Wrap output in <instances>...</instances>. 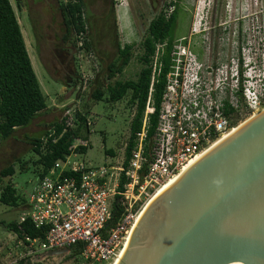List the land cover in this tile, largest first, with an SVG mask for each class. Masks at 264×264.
I'll return each mask as SVG.
<instances>
[{
	"label": "built area",
	"instance_id": "1",
	"mask_svg": "<svg viewBox=\"0 0 264 264\" xmlns=\"http://www.w3.org/2000/svg\"><path fill=\"white\" fill-rule=\"evenodd\" d=\"M186 41L184 36L174 39L170 48L155 131L147 140L148 116L154 111L151 92L162 71L166 42L155 46L141 129L126 164L124 156L100 164L84 160L81 148L90 145L95 116L74 104L62 106L63 130L82 126L81 133L72 136L67 152L46 175L32 181L27 208L17 222L30 218L36 228H44V235L16 237L22 251L8 264L21 258L35 261L46 251L69 250L76 243L81 244L83 264H111L161 185L228 135L244 114L250 117L264 107V48L256 55L249 46L246 58L238 48L234 54L212 59L208 49L209 55L201 57ZM114 204L121 215L108 227Z\"/></svg>",
	"mask_w": 264,
	"mask_h": 264
},
{
	"label": "water",
	"instance_id": "2",
	"mask_svg": "<svg viewBox=\"0 0 264 264\" xmlns=\"http://www.w3.org/2000/svg\"><path fill=\"white\" fill-rule=\"evenodd\" d=\"M149 201L114 264H264V107Z\"/></svg>",
	"mask_w": 264,
	"mask_h": 264
},
{
	"label": "rangeland",
	"instance_id": "3",
	"mask_svg": "<svg viewBox=\"0 0 264 264\" xmlns=\"http://www.w3.org/2000/svg\"><path fill=\"white\" fill-rule=\"evenodd\" d=\"M169 1L166 0L165 4ZM110 2L111 0H107L103 5L108 7V4H111ZM113 2L115 3L114 8L120 43L121 45L132 44L133 49L129 63L122 72L117 73L114 78L110 79V82H113L114 79H135L142 67V64L137 60L141 53L140 41L145 34L144 30L146 31L149 20L157 11L158 5L151 7L148 0H113ZM91 5L89 7H92L93 13L98 15L100 3ZM179 5L175 37L185 36L187 44L199 56L203 57L210 54L212 59L224 58L236 53L238 48L245 55L249 51V46L255 50L256 55L262 52V48H264L262 45L264 42V0H182ZM165 9H167V12L169 11L166 6ZM16 16L32 67L40 87L46 95L47 104L50 106L52 102H66V104H69L76 100L77 91L72 93L71 90H68L69 92L64 91L61 86V76L58 73L53 76L45 70L28 40L24 18L19 14ZM209 45H211V52L206 54L205 51ZM81 55V72L87 85L85 87L86 91L89 92L90 81L99 71L102 72L101 69H103V72L99 79L101 81L102 78L105 79L107 69L105 68V61L101 62L103 65H99L97 60L86 53L83 48ZM95 71L97 72L95 73ZM104 79L102 85H105L106 80ZM82 94L84 97L81 98V104L78 107L82 112L91 113L95 116L89 134L90 145L83 155V159L91 164H100L106 160H121L124 156L125 143L129 135V125L134 108L127 103V98L118 102L105 101L104 99L95 101L91 98V102H88L85 99L87 98L86 92ZM244 111L243 108V114ZM248 116V114H244L240 124ZM47 119H54V116ZM20 132L21 130L15 134L20 135ZM32 133H35V130L33 126L29 125V132L25 133L26 137H30ZM106 150H112V154L107 153ZM34 158H36V155L31 149L30 142L29 146L24 145L17 142L13 137L0 141V172L8 164L13 163L15 172L10 179L18 189H28L32 181L35 180L34 167L30 162ZM22 163L25 164L21 168L20 164ZM7 179L6 177L0 179V190ZM20 207L0 203V260L5 264H8L22 251V247L15 246L17 238L14 232L5 226L8 221L19 216ZM69 250L70 252L65 255L54 253L44 255L37 260V264H83L80 255H75L72 248Z\"/></svg>",
	"mask_w": 264,
	"mask_h": 264
},
{
	"label": "trees",
	"instance_id": "4",
	"mask_svg": "<svg viewBox=\"0 0 264 264\" xmlns=\"http://www.w3.org/2000/svg\"><path fill=\"white\" fill-rule=\"evenodd\" d=\"M90 3H105V0H88ZM182 0H170L164 5V9L155 12L150 19L146 32L140 41L141 53L137 60L142 64L135 79H110L129 63L132 55V44H124L118 51L115 50L106 57L105 79L100 78L99 72L90 81L89 97L95 101L104 99L105 101L118 102L127 98V103L134 108L130 125L129 135L124 148L125 164L131 155V150L136 144V133L140 131L142 119L149 95V86L152 76L150 57L154 52L157 43L166 42L165 51L162 56V71L155 77L153 90L151 92V103L154 111L148 116L146 137L150 139L155 131L161 94L164 87V74L168 67V56L170 48L175 39V28L177 24L178 11ZM87 0H78L67 5V15L73 16L78 13V31L82 34V48L90 50L89 29L91 30L90 18L87 16ZM165 6L171 11H166ZM109 7V6H108ZM107 7V8H108ZM94 18L101 17L93 14ZM98 22L96 23V25ZM100 25V22H99ZM97 25L96 34L98 40L101 29ZM89 28V29H88ZM95 33V31H94ZM101 37V38H100ZM104 41V40H103ZM107 44V43H106ZM105 45V44H104ZM106 47V46H104ZM107 60V61H106ZM101 61V60H100ZM101 62H99V65ZM103 65V64H102ZM103 67V66H102ZM103 79L105 85L103 84ZM63 98V97H62ZM61 99V96H60ZM48 106L45 93L40 87L39 81L32 67V63L25 45V41L17 20V16L9 0H0V140L10 137L16 128L27 125L31 119ZM87 113V112H85ZM81 121L84 118H80ZM82 126L76 130H63V118L55 120L39 136L30 139L31 149L36 158L30 162L33 165L35 176L46 175L54 162L62 158L67 152L72 136L80 134ZM85 153L87 148H81ZM112 154V150H106ZM25 163L20 164L21 168ZM145 166L143 167V169ZM14 164H10L0 172V179L8 178L0 190V203L8 206H26L28 192L18 189L10 177L14 174ZM121 215V209L117 204L112 208L111 219L107 222L108 227H113ZM6 228L14 232L17 238H22L25 234L30 237H43L44 228H36L30 218H26L18 224L17 219H12L5 224ZM81 244L76 243L71 246L75 255L81 253ZM70 248V249H71ZM70 251V250H69ZM0 264H4L1 262ZM14 264H37L27 258H21Z\"/></svg>",
	"mask_w": 264,
	"mask_h": 264
},
{
	"label": "flooded vegetation",
	"instance_id": "5",
	"mask_svg": "<svg viewBox=\"0 0 264 264\" xmlns=\"http://www.w3.org/2000/svg\"><path fill=\"white\" fill-rule=\"evenodd\" d=\"M165 1L148 0V3L151 7L158 5V9L162 10L164 9ZM73 2H78V0H11L10 3L13 4L11 5L15 9V14H19L24 18L28 40L44 65L45 70L53 76L58 73L61 76L60 81L63 90H72L75 87L79 96L83 93L80 90H86V88H83L82 83V34L78 31V13L74 12L71 17V15H67L66 9L67 5ZM87 3L91 5L90 1H87ZM110 3L108 8L103 3H100L98 15L101 14V17L99 18H94L92 7L88 6L87 9V16L90 18L91 24V30L88 28L91 42L90 50L86 51V53L94 57L98 63L102 62V59L104 60L106 57L109 58V54L115 50L118 51V48L124 45H121L118 38L115 3L113 0ZM97 22V25L100 22V36L104 37L100 40H98L96 34ZM144 32L146 31L144 30ZM29 36L31 37L29 38ZM175 39L177 38L175 37ZM210 46L208 47L209 52H211ZM43 56L45 57L44 59Z\"/></svg>",
	"mask_w": 264,
	"mask_h": 264
},
{
	"label": "crops",
	"instance_id": "6",
	"mask_svg": "<svg viewBox=\"0 0 264 264\" xmlns=\"http://www.w3.org/2000/svg\"><path fill=\"white\" fill-rule=\"evenodd\" d=\"M128 44V43H127ZM124 69V68H123ZM67 92H69L67 90ZM86 94H87V98L86 101L88 102H91V98H89V92L85 91ZM84 92V93H85ZM68 97V96H67ZM84 97L83 94H80L78 96H76V100L72 101L71 103L69 104H74L78 107L79 104H81V98ZM86 97V96H85ZM64 98H66L64 96ZM66 104V102H60V103H55V102H52V105H48L44 110H42L39 114H37L33 119H31V121L25 125V126H22V127H18L16 128V130L14 131V133L10 136V137H13L14 139H16L17 142L21 143V144H24V145H28L29 146V142H30V139H32L34 136H39V134H42L44 131L48 130L49 129V126L52 122H54L55 120H58V119H61V116H62V106ZM80 109V108H79ZM51 116H54V119H47ZM29 125L33 126L34 130H35V133H32L30 135V137H26V134L27 132H29ZM20 135H16L15 133L17 131H20ZM33 131V130H31ZM30 134V133H29ZM88 137H89V134H88ZM9 138V137H8ZM24 138V139H23ZM2 141V140H0ZM86 153V152H85ZM84 153V154H85ZM13 164V163H12ZM10 165V164H8ZM7 165V166H8ZM6 166V167H7ZM3 170V169H2ZM1 170V171H2ZM31 186V184L29 185V187ZM28 187V189H29ZM26 189V191L28 190ZM28 192V191H27ZM27 208V205L26 206H21L20 207V213L22 211H24L25 209ZM19 213V214H20ZM14 219H17L14 218ZM15 246L16 247H20L18 244H17V240H15ZM70 251L66 248L64 249H57V250H51V251H46L42 254H40V256H36L37 259L35 261H37L38 259L42 258L44 255H49L50 253H54V254H68Z\"/></svg>",
	"mask_w": 264,
	"mask_h": 264
},
{
	"label": "bare ground",
	"instance_id": "7",
	"mask_svg": "<svg viewBox=\"0 0 264 264\" xmlns=\"http://www.w3.org/2000/svg\"><path fill=\"white\" fill-rule=\"evenodd\" d=\"M242 124V123H241ZM240 124V125H241ZM236 129V127L233 129V130H235ZM232 132V131H231ZM225 137V136H224ZM213 146V145H212ZM211 146V147H212ZM210 147V148H211ZM205 152V151H204ZM203 154V153H202ZM200 157V155H198V156H196L195 158H193V159H191V161L188 163V165H186L184 168H183V170H182V172L184 171V170H186V168H188L193 162H195L198 158ZM179 176V174H177V175H175V176H173L172 178H170L169 180H167L163 185H161V187L158 189V191L156 192V194H155V196L157 195V194H159L160 192H161V190L164 188V187H166L168 184H170L172 181H174L177 177ZM150 202V201H149ZM148 203H146L145 204V206H144V208L146 207V205H147ZM144 208L141 210V212L138 214V216H137V218H136V220L139 218V216H140V214L142 213V211L144 210ZM135 223H136V221H135ZM134 223V224H135ZM134 224H133V226H134ZM132 226V227H133ZM131 232V231H130ZM130 232H129V235H128V238H129V236H130ZM128 238H127V241H128ZM127 241L125 242V244L127 243ZM122 251V250H121ZM121 253V252H120ZM120 255V254H119ZM118 258V257H117ZM116 258V259H117ZM116 259L111 263V264H114L115 263V261H116Z\"/></svg>",
	"mask_w": 264,
	"mask_h": 264
}]
</instances>
